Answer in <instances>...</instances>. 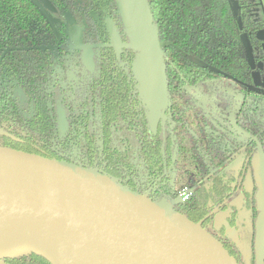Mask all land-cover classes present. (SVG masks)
I'll return each instance as SVG.
<instances>
[{"label": "trees", "instance_id": "obj_1", "mask_svg": "<svg viewBox=\"0 0 264 264\" xmlns=\"http://www.w3.org/2000/svg\"><path fill=\"white\" fill-rule=\"evenodd\" d=\"M236 1L232 11L228 0H149L165 55L170 136L164 145L158 141L154 151L142 146L140 156L137 155V173L126 174L119 162L123 152L118 149L101 151L99 160L93 161L89 155L97 153L89 149L78 150L72 160L64 156V151L45 146L54 143V136L41 89L58 49L42 46H53L55 37L30 0H0V126L17 138L0 136V146L95 169L156 203L175 197L184 186L193 187L194 194L185 202L172 200L173 210L211 234L236 264H254L255 187L246 188L245 181L247 173L252 179L249 164L257 143L236 133L227 116L235 112L238 126L264 144V88L253 86L239 38L246 32L252 46L258 48L254 51L256 61L263 60L264 52L255 33L264 28V13L260 0ZM51 2L57 7L58 16L63 17V11L74 12L84 25L80 17L88 6L87 0ZM188 55L204 65L190 60ZM59 61L63 62L62 57ZM12 79L34 100L29 117L21 113L11 95ZM123 80H127L126 86L131 85L128 77ZM235 95L240 96L239 101ZM127 97L126 94V102ZM34 145L46 147L47 152ZM238 155L241 165L230 168ZM154 158L158 163L153 162ZM172 183L176 184L174 190ZM155 185H160L161 192ZM221 214L226 215L228 226L236 228L237 243L225 235L224 228H214ZM0 264L50 263L29 254L3 259Z\"/></svg>", "mask_w": 264, "mask_h": 264}, {"label": "water", "instance_id": "obj_2", "mask_svg": "<svg viewBox=\"0 0 264 264\" xmlns=\"http://www.w3.org/2000/svg\"><path fill=\"white\" fill-rule=\"evenodd\" d=\"M113 1L126 46L135 54L132 74L154 130L169 106L163 44L149 0ZM237 23L241 29L240 17ZM110 33L116 42L114 29ZM255 39L264 52V28ZM240 41L253 86L264 88V59L256 61L258 48L247 33ZM90 54L84 49L85 64L91 63ZM227 120L236 133L257 143L250 160L257 210L254 253L255 264H264V146L239 128L235 113ZM162 202L95 169L0 146V261L33 254L50 264H236L198 223Z\"/></svg>", "mask_w": 264, "mask_h": 264}, {"label": "flooded vegetation", "instance_id": "obj_3", "mask_svg": "<svg viewBox=\"0 0 264 264\" xmlns=\"http://www.w3.org/2000/svg\"><path fill=\"white\" fill-rule=\"evenodd\" d=\"M30 1L44 17L55 37L53 46L42 47L49 50L58 49L52 58L53 61L49 63L46 75L43 77L45 84L41 89L47 100L46 105L53 123L54 136V143L45 146L51 147L53 150L57 148L59 151H64V156L72 160L74 159L73 155L77 154L78 150L89 149L97 153L96 155H89L93 161L99 160L101 151L105 150L110 153V151L116 152L115 149H118L123 152L124 160L120 159L119 161L124 167L123 172L126 174L137 173V155L140 156L142 146H150L151 149L156 148L158 141L164 145L167 137L170 136V119L167 111H165V131L161 122L155 130H151L148 126L146 109L140 101L136 81L132 74V62L135 54L126 46L127 39L114 1L87 0L88 6L82 9L83 16L80 17L84 25L79 21L80 15L74 12L63 11V17L62 15L58 16L57 7L51 0H46L47 4L43 0ZM228 2L233 11L237 1L228 0ZM110 28L115 31V37L119 42L117 47V40L115 42L112 39ZM73 30L77 34L80 47L73 48L69 43ZM87 47L91 53V63L85 64L83 54ZM60 57H62L63 62L59 61ZM188 57L195 63L204 65L199 59L191 55ZM3 70L6 71L7 69L4 67ZM213 71L218 72L214 68ZM125 76L131 79L130 86H126L127 80L126 82L123 80ZM16 91L23 95L24 105L19 101ZM126 94L128 96L127 102ZM11 95L21 113L26 117L31 116L34 100L14 79L11 81ZM239 99L240 96L235 95V100L239 101ZM240 135L248 139L242 134ZM0 136L17 140L13 134L1 126ZM34 146L42 152H47L44 146L42 148H39V145ZM147 150L145 148V152ZM152 150L154 151V149ZM111 155L114 156V153ZM158 161L157 158L153 159L154 163H158ZM168 162H172V160ZM241 162L237 167L241 165ZM230 164L229 167L232 168ZM163 171H166L165 165ZM248 175L247 173L245 186L248 188L246 184L249 181L251 187L248 189H251L255 185L252 181L253 176L251 179ZM127 178L130 176L127 175ZM134 178L137 179V175ZM159 186L155 185V189L161 192ZM171 187H173L172 190L176 189V184L172 183ZM184 188L191 191L186 199L188 200L194 194V188L184 186L182 189ZM169 193L167 192V194ZM179 193L173 198L168 197L166 199L185 202L186 200H180ZM225 216L222 214L218 216L214 228H224L225 235L232 242L237 243V230L235 227L226 224ZM219 218H221L222 223L219 222ZM231 230L235 233L236 239L228 233Z\"/></svg>", "mask_w": 264, "mask_h": 264}, {"label": "rangeland", "instance_id": "obj_4", "mask_svg": "<svg viewBox=\"0 0 264 264\" xmlns=\"http://www.w3.org/2000/svg\"><path fill=\"white\" fill-rule=\"evenodd\" d=\"M260 2L262 3H264V0H260ZM234 9H235V6L233 7ZM262 10H264L263 8H262ZM263 13H264V11H263ZM69 43H71V47H73V48H75V47H80L81 45H80V43H79V40H78V38H77V34L75 33V31L73 30V32H71V37H70V40H69ZM16 93V95L19 97V101L20 102H22L23 103V105H24V97H23V95L20 93V92H18V91H16L15 92ZM200 100V99H199ZM201 101V100H200ZM159 123H160V121H159ZM161 124H162V126H160V127H162L163 128V130L165 131L166 130V125H165V120H163V123L161 122ZM156 128H154V130H155ZM240 162H241V155H238L232 162H231V164H230V166H232V167H237L239 164H240ZM247 185V187L248 188H250L251 187V182H249L248 181V183L246 184ZM162 203H164V204H167V205H169L170 207L172 206V201L170 200V199H164L163 200V202ZM219 220V222H221L222 223V220H221V218H219L218 219ZM228 233H230V235H232L231 237H233V238H235L236 239V236H235V233L231 230V231H228Z\"/></svg>", "mask_w": 264, "mask_h": 264}, {"label": "built area", "instance_id": "obj_5", "mask_svg": "<svg viewBox=\"0 0 264 264\" xmlns=\"http://www.w3.org/2000/svg\"><path fill=\"white\" fill-rule=\"evenodd\" d=\"M191 194V191L188 188L182 189V191L179 193V198L181 201L186 200L189 195Z\"/></svg>", "mask_w": 264, "mask_h": 264}, {"label": "crops", "instance_id": "obj_6", "mask_svg": "<svg viewBox=\"0 0 264 264\" xmlns=\"http://www.w3.org/2000/svg\"><path fill=\"white\" fill-rule=\"evenodd\" d=\"M261 5H262V8L264 9V3H263V2L261 3ZM263 11H264V10H263Z\"/></svg>", "mask_w": 264, "mask_h": 264}]
</instances>
